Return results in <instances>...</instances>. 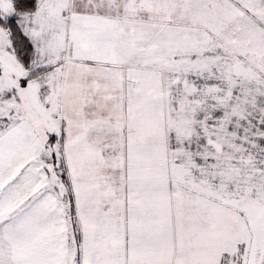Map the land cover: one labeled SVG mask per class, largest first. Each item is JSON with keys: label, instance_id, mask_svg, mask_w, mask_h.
<instances>
[{"label": "snow or ice", "instance_id": "obj_1", "mask_svg": "<svg viewBox=\"0 0 264 264\" xmlns=\"http://www.w3.org/2000/svg\"><path fill=\"white\" fill-rule=\"evenodd\" d=\"M0 264H264V0H0Z\"/></svg>", "mask_w": 264, "mask_h": 264}]
</instances>
